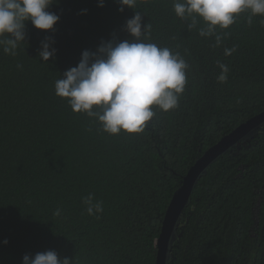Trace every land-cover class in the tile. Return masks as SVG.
<instances>
[{
  "label": "trees",
  "instance_id": "obj_1",
  "mask_svg": "<svg viewBox=\"0 0 264 264\" xmlns=\"http://www.w3.org/2000/svg\"><path fill=\"white\" fill-rule=\"evenodd\" d=\"M49 11L61 17L53 31L27 21L17 54L0 48V264H22L25 254L47 250L73 264H156L166 210L190 167L264 111L262 18L248 25L241 14L217 30L223 39L215 47L214 36L199 35L204 21L189 31L173 0L124 12L116 0L103 7L98 0H59ZM136 11L152 26L150 42L187 61V84L179 107L156 109L143 132L110 135L72 111L55 94V82L84 50L96 51L114 36L132 39L123 26ZM46 39L57 50L48 62L38 57ZM217 62L229 68L224 83ZM89 193L102 202V213L87 214ZM169 264H264V125L199 179Z\"/></svg>",
  "mask_w": 264,
  "mask_h": 264
},
{
  "label": "clouds",
  "instance_id": "obj_2",
  "mask_svg": "<svg viewBox=\"0 0 264 264\" xmlns=\"http://www.w3.org/2000/svg\"><path fill=\"white\" fill-rule=\"evenodd\" d=\"M119 11L125 7L138 9L152 0H116ZM59 0H0V48L15 56L21 42L26 41V22L40 30L53 31L60 15L49 11ZM105 6V0H98ZM177 17L189 22V31L196 27L198 18L204 21L199 28L201 37H215V47L222 43L218 29L227 30L241 14L247 13V23L261 17L264 24V0H173ZM87 9L81 10L86 14ZM124 27L132 39L102 40L96 51L84 50L76 66L64 71L55 82V94L67 100L72 111L84 113L97 120L104 132L119 135L141 133L156 115L179 107L180 96L187 84L189 64L179 52L161 47L151 41L152 26L143 23V14L136 11L127 19ZM225 31L223 35H227ZM225 48V56L235 51ZM57 50L49 39L41 42L38 57L48 62ZM221 69L217 80L227 81L229 68L217 62ZM22 68V65H18ZM89 216L103 212V204L89 193L83 198ZM58 208L54 215L59 216ZM3 243L7 244L5 239ZM22 264H73V260L61 259L55 250L25 254Z\"/></svg>",
  "mask_w": 264,
  "mask_h": 264
},
{
  "label": "water",
  "instance_id": "obj_3",
  "mask_svg": "<svg viewBox=\"0 0 264 264\" xmlns=\"http://www.w3.org/2000/svg\"><path fill=\"white\" fill-rule=\"evenodd\" d=\"M264 125V111L239 124L219 141L207 148L190 167L183 182L174 193L166 210L159 238L156 264H169L172 257V245L182 213L189 204L193 190L208 168L223 154L240 142L258 132Z\"/></svg>",
  "mask_w": 264,
  "mask_h": 264
}]
</instances>
